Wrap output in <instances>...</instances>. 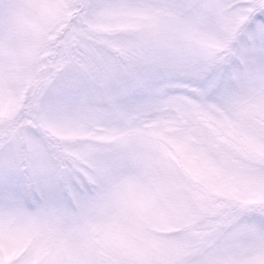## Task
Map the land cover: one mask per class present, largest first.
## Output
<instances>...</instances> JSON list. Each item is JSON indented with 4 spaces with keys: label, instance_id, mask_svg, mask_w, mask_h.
Masks as SVG:
<instances>
[{
    "label": "snow or ice",
    "instance_id": "6c2138e0",
    "mask_svg": "<svg viewBox=\"0 0 264 264\" xmlns=\"http://www.w3.org/2000/svg\"><path fill=\"white\" fill-rule=\"evenodd\" d=\"M0 264H264V0H0Z\"/></svg>",
    "mask_w": 264,
    "mask_h": 264
}]
</instances>
